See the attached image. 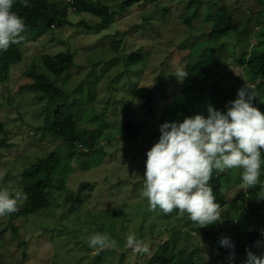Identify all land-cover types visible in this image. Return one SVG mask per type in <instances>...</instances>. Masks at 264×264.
Segmentation results:
<instances>
[{
	"label": "rangeland",
	"instance_id": "1",
	"mask_svg": "<svg viewBox=\"0 0 264 264\" xmlns=\"http://www.w3.org/2000/svg\"><path fill=\"white\" fill-rule=\"evenodd\" d=\"M55 1L63 6L73 2ZM89 1L100 2L110 8L112 18L107 25L96 31L100 18L93 17L84 9H71L67 16L68 24L63 28L53 26L48 36L21 47L23 62L11 68L6 83L0 82V122L5 124L8 140L12 144L0 156V188L25 193L19 177L14 176H19L20 171L56 149L62 153L59 171L63 170L65 177L64 189L51 198L53 205L49 210L40 211L27 219H14L13 213L0 217V232L12 224L18 225L16 232L26 240L23 245L24 241L12 230L1 237L0 264H146L152 254L149 251L171 238V224L160 220V215H149V219L147 215L140 217L150 210L147 199L141 194L145 163L134 149L132 140L122 142V126L130 119L141 122L154 120L160 126L167 121L166 115L172 116L167 106L175 93L174 87L183 83L173 73L185 68L183 62L188 60L191 51V60L201 57L205 45L197 48L199 43L194 42L208 38L212 23L207 18L218 7L229 6L235 11L241 27L246 28L240 35H230L222 42L224 45L217 62L221 64L220 70L229 74L228 84L235 86L244 79L237 57L248 42L250 46L256 44L257 34L264 31V4L260 0H155L150 4L143 2L130 7L122 6L126 0ZM157 9L159 14H153V10ZM196 10H199L198 14L193 15ZM149 16L153 18L149 19ZM185 16L192 18V25L183 22ZM256 18H259L260 26L256 24ZM120 41L121 47L116 51L113 43ZM60 53L74 56V66L55 82L69 93L68 101L81 99L77 121L88 113L92 105L98 113L105 109L108 111V120L102 126L98 145L99 148L107 146L108 150L102 164L91 169L86 167L95 161L87 160L86 152L81 159H72L70 168L69 164L65 166L66 154L62 147L59 149L58 141L51 142L47 140L49 135L43 138L42 133L36 131L42 124L39 120L42 118V107L35 94L18 96L21 87L31 82L27 73L33 67L40 73H47L43 56L50 55L51 61L55 62L54 57ZM133 55L142 56L138 64L132 63ZM250 85L257 96L253 104L259 108L264 98V83ZM140 86L152 90L154 118L148 117L144 101H133V112L126 110L121 103L132 101L134 88ZM160 89L168 95L161 93ZM138 141L144 144L141 137ZM233 170L236 176H240L241 170ZM260 179L264 181L262 175ZM83 182H89V188L79 191ZM247 188L253 187L241 185L232 191L230 198H235ZM23 205L24 199L18 201L19 207ZM222 213L219 212L220 218ZM175 219L177 216L172 220ZM254 220L253 217L248 229L253 228ZM183 222L184 219L178 226L184 234L189 228ZM219 229L215 238L229 236L232 232L224 220L219 222ZM206 230L209 233L201 245L210 246L214 236L211 227ZM96 232L109 235L117 246L103 249L89 247L87 240ZM129 233L144 242L147 253L134 252L125 245L124 237ZM191 237L194 242L199 241L197 232H191ZM224 262L230 264L226 257L219 264Z\"/></svg>",
	"mask_w": 264,
	"mask_h": 264
},
{
	"label": "trees",
	"instance_id": "2",
	"mask_svg": "<svg viewBox=\"0 0 264 264\" xmlns=\"http://www.w3.org/2000/svg\"><path fill=\"white\" fill-rule=\"evenodd\" d=\"M154 1L126 0L122 6L130 7L143 2L150 4ZM260 1L264 4V0ZM198 4H201V2ZM156 6H158V3ZM207 8L209 9V7ZM71 9L78 11L84 9L93 17L100 18L101 23L97 25L96 31H99L100 27L107 25L112 18L110 8L100 2L73 0L72 4L67 3V5L63 6V4L55 0H29V5L24 7L17 0L13 10L24 18L26 29L21 34L24 37L23 40L12 44L8 50L0 52L1 83L7 82L12 67L23 62L24 54L21 47L28 42H35L48 36L53 26L63 28L68 24L67 16ZM157 10H153V14H159L160 10ZM198 11L196 10L192 14H198ZM148 18L152 19L153 17L149 16ZM207 19L208 22L212 23L208 38L204 41L194 42L196 44L199 43L197 48L205 45L203 54L198 60H191V51L188 60L183 62L185 65L184 69L188 75L181 86L174 87L175 93L170 97V102L166 101L168 103L167 109L172 114L171 117L165 114L167 122L182 121L185 117L196 114L207 116L209 105L214 106L218 110L226 111L228 102L237 98L239 86H243L246 81L254 86L264 83V31L262 30L257 34L255 38L256 44L250 46L251 44L248 42L243 51L239 55L237 54V65L244 72V79L239 80L234 86L228 84L230 76L220 70L221 64L217 62L219 60L217 58L224 45L222 44L224 38L233 34L240 35L246 28L241 27L242 24L237 20L235 11H232L227 5L218 7ZM183 22L192 25V18L185 16ZM256 24L260 26L259 18H256ZM121 44V41L113 43L116 51H119ZM187 44H189V41H187ZM188 46L191 49V45ZM231 48L233 49V47ZM54 59L55 62L51 61L50 55L43 56L47 73H40L33 67L27 73L31 82L21 87L18 96L20 97L24 93L35 94L36 100L40 102L42 107L40 113L42 118H39L42 124L36 128V131L41 132L43 138L49 135L47 140L51 142L58 141L60 144L59 149L62 147L64 154H66L65 166L69 164L70 168L71 160L81 159L82 154L86 152L87 160L92 159L95 161L93 165L86 167V169H91L102 164L103 157L108 150L107 146L102 147L103 149L98 147L102 126L108 120V111L105 109L98 113L92 105L87 110L88 113L77 121V113L82 106L81 99L68 101L69 93L57 86L55 82L59 81L74 66V56L70 53H60ZM141 59V55H133L131 57V61L134 64H138ZM160 92L168 95L164 89H160ZM131 97L132 101L121 102L126 110L133 112L134 107L131 106L133 101H144V104L148 107L146 112L148 117L154 118L151 107L152 90L140 86L134 88ZM261 101H264V98ZM108 104L109 102L106 103V105ZM259 104V109L264 112V102ZM113 105L115 106V104ZM83 123L85 124L84 127ZM160 135V126L155 124L154 120L145 119L141 122L130 119L122 126V142L132 140L134 149L143 162L147 159V151L155 144V141L158 142ZM140 137L143 139L144 144L138 141ZM8 138L5 124L0 122V156L3 150L12 147ZM80 147L84 150L81 151ZM61 157L62 153L60 151L57 149L53 150L43 159L20 171L19 176H14L19 177L18 180L22 186V191L27 194V199H24V205L22 207L17 206L18 210L13 213L14 219H27L28 216L52 208L53 202L51 198L57 191L63 190L65 186V177L62 175L64 172L63 170L59 171L62 167ZM65 169L68 171L67 167ZM234 172L233 169L224 172L213 170L209 184L213 189L215 201L219 205V212L225 211L222 213L221 219L224 220V224L228 229L232 231L229 237L235 244V263L246 264V249H251L257 256H264V248L254 247V242L257 239L264 238L260 235V229L264 228V184H257L253 188H247L236 195L235 198H230L232 191L239 189L243 185L240 176H236ZM262 178L264 179V172H262ZM89 184V182L81 183L79 191L89 188ZM248 206H256L257 208L249 209ZM152 214L160 215V220L171 224L169 231H172V236L164 243L155 245L149 251L152 254L146 264H219L221 259L229 257L232 250L222 247L219 244L220 238H215L214 236L220 230L219 222L200 228L198 224L188 218L187 213L180 216L178 210L168 214L163 213L159 209L156 211L147 210L140 217ZM176 216L177 219L172 220ZM253 217L255 218V224L252 229H248ZM183 219V225L189 228L184 234L178 226ZM207 227H211L212 236L214 237L210 246H203L201 243L206 240L205 235L209 233L206 230ZM9 230H12L14 234H18L17 236L21 238L19 233L16 232L18 225L14 224L10 227L7 226L1 231L0 238L6 235ZM191 232H197L198 242H194ZM201 237L202 239L200 240ZM22 240L24 241L23 245H25L26 240ZM180 241L182 242L181 244ZM141 254H144V252H141Z\"/></svg>",
	"mask_w": 264,
	"mask_h": 264
},
{
	"label": "clouds",
	"instance_id": "3",
	"mask_svg": "<svg viewBox=\"0 0 264 264\" xmlns=\"http://www.w3.org/2000/svg\"><path fill=\"white\" fill-rule=\"evenodd\" d=\"M17 0H0V52L19 43L26 25L24 18L13 10ZM24 7L29 0H19ZM183 81L188 73L184 68L173 73ZM257 97L249 83L229 101L226 111L209 105L208 115L196 114L182 121L164 122L160 137L146 153L142 197L150 210L165 214L178 210L200 228L222 222L219 205L209 184L213 170L224 172L239 169L243 185L255 187L264 172V112L254 106ZM264 102V101H261ZM27 194L0 188V217L18 210V201ZM264 237V228L260 229ZM125 245L134 252H148L144 242L129 233ZM91 248H114L117 242L104 233H93L87 240ZM219 244L230 249L228 260L235 264V244L229 236H222ZM254 247L264 248V238ZM246 264H264V256L246 249Z\"/></svg>",
	"mask_w": 264,
	"mask_h": 264
}]
</instances>
